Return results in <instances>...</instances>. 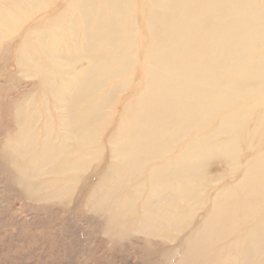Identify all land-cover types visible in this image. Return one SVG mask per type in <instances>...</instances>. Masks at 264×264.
I'll list each match as a JSON object with an SVG mask.
<instances>
[{"label": "bare ground", "instance_id": "obj_1", "mask_svg": "<svg viewBox=\"0 0 264 264\" xmlns=\"http://www.w3.org/2000/svg\"><path fill=\"white\" fill-rule=\"evenodd\" d=\"M0 69L31 87L2 144L30 200L264 264V0H0Z\"/></svg>", "mask_w": 264, "mask_h": 264}, {"label": "rangeland", "instance_id": "obj_2", "mask_svg": "<svg viewBox=\"0 0 264 264\" xmlns=\"http://www.w3.org/2000/svg\"><path fill=\"white\" fill-rule=\"evenodd\" d=\"M17 84L31 89L0 69V264H169L168 248L160 243L106 234L85 192L69 205L36 203L25 195L2 152L6 133L14 129L13 102L21 88L11 86Z\"/></svg>", "mask_w": 264, "mask_h": 264}]
</instances>
